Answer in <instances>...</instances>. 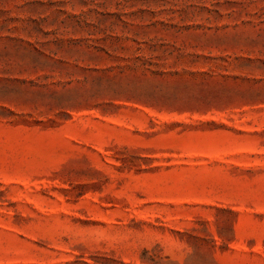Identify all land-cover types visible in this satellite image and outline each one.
<instances>
[{"label":"rangeland","instance_id":"rangeland-1","mask_svg":"<svg viewBox=\"0 0 264 264\" xmlns=\"http://www.w3.org/2000/svg\"><path fill=\"white\" fill-rule=\"evenodd\" d=\"M0 264H264V0H0Z\"/></svg>","mask_w":264,"mask_h":264}]
</instances>
